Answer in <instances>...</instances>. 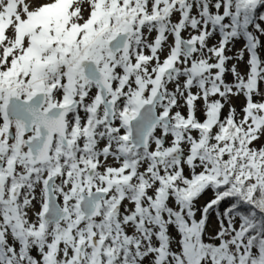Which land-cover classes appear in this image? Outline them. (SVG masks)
I'll return each instance as SVG.
<instances>
[{"label":"snow or ice","instance_id":"snow-or-ice-1","mask_svg":"<svg viewBox=\"0 0 264 264\" xmlns=\"http://www.w3.org/2000/svg\"><path fill=\"white\" fill-rule=\"evenodd\" d=\"M0 264H264V0H0Z\"/></svg>","mask_w":264,"mask_h":264}]
</instances>
